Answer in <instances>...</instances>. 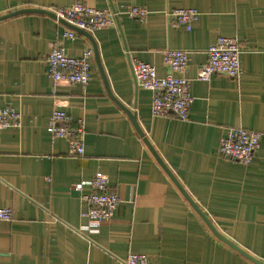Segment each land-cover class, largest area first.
I'll return each mask as SVG.
<instances>
[{"label":"crops","instance_id":"1","mask_svg":"<svg viewBox=\"0 0 264 264\" xmlns=\"http://www.w3.org/2000/svg\"><path fill=\"white\" fill-rule=\"evenodd\" d=\"M77 1L117 11L144 6L150 15L121 14L115 26L91 33L115 99L95 53L87 86L61 82L52 94L47 57L53 44L80 56L93 48L85 33L45 13L0 20V106L23 114L22 127L0 130V206L14 214L0 220V264H122L131 252L148 254L153 264H258L215 235L121 104L137 115L158 156L217 230L264 262V0H0V16ZM175 8L200 12L192 30L169 26L166 12ZM66 30L76 37H63ZM219 36L241 41L242 73L197 80ZM166 48L191 52L188 120L153 116V94L133 71L137 58L160 76L176 74L163 62ZM56 100L74 120L85 121L82 155H70L68 141L48 131ZM231 127L262 134L249 165L219 153ZM97 172L108 176L120 204L99 229L89 230L82 216L88 206L75 184Z\"/></svg>","mask_w":264,"mask_h":264},{"label":"built area","instance_id":"2","mask_svg":"<svg viewBox=\"0 0 264 264\" xmlns=\"http://www.w3.org/2000/svg\"><path fill=\"white\" fill-rule=\"evenodd\" d=\"M56 21L67 23L93 33L96 30L115 26L121 14L133 19L146 20L150 11L144 6L128 5L123 11L98 9L77 1L70 6L50 10ZM171 27H184L192 30L200 12L195 8H175L166 12ZM76 31L66 30L63 37L75 38ZM190 51L166 48L162 51L163 62L172 72L160 76L153 64L133 59V71L138 85L152 92L151 111L155 117H167L172 114L183 120L189 119L190 106L194 101L191 92V80L185 76L190 59ZM242 46L238 37L219 36L207 49V61L198 74L197 80L209 81L215 74H224L232 78L240 77ZM94 49L86 48L80 56L68 55L57 41L47 57L48 73L53 80L52 94L56 95L57 85L61 82L80 84L85 87L92 78V60ZM57 98V97H56ZM23 114L11 106H0V130L10 127L20 128ZM48 131L54 140L64 138L68 141L69 154L79 156L85 153V121L74 120L56 100L48 123ZM262 134L244 127H231L221 137L219 153L244 165H249L260 147ZM88 187L89 191H84ZM80 198L87 204L82 216L88 219L85 228L97 230L103 222L112 217L120 204L119 196L111 190L109 178L97 172L91 179L75 184ZM13 210L0 206V220L11 221ZM122 264H153L146 253L131 252Z\"/></svg>","mask_w":264,"mask_h":264},{"label":"water","instance_id":"3","mask_svg":"<svg viewBox=\"0 0 264 264\" xmlns=\"http://www.w3.org/2000/svg\"><path fill=\"white\" fill-rule=\"evenodd\" d=\"M26 12H38V13H45V14H49L51 16H53L54 18L56 17L51 11L49 10H45V9H40V8H25V9H21V10H17V11H13L10 12L8 14H5L3 16H0V20L3 19H7L10 17H13L15 15H18L20 13H26ZM63 23L68 24L69 26H71L72 28L85 33L93 42V49H94V53H95V58L98 64V67L100 69V72L103 75V79L105 81L106 84V88L108 90V93L110 94V96L112 98L113 95L111 94V90H110V86L108 84V80L106 78V75L104 73L101 61H100V57H99V53H98V49L97 46L92 38L91 33L89 32H85V30L79 29L69 23H67L64 20H60ZM115 99V98H114ZM120 103V102H119ZM121 106L126 110V112L128 113V115L130 116L135 128L137 129V131L139 132V134L142 136V138L144 139V141L149 145V147L151 148V150L153 151V153L155 154V156L158 158V160L161 162V164L163 165V167L166 169V171L168 172V174L171 176V178L174 180V182L179 186V188L183 191V193L187 196V198L190 200V202L193 204V206L195 207V209L199 212V214L204 218V220L206 221V223L208 224V226L211 228V230L215 233L216 236H218L221 240H223L224 242H226L227 244H229L230 246H232L233 248H235L236 250H238L239 252H241L242 254H244L245 256H247L248 258H250L251 260H253L254 262L258 263V264H264V262L255 259L254 257H252L250 254H248L246 251H244L242 248H240L238 245H236L234 242H232L230 239H228L226 236H224L222 233L219 232V230H217V228L214 226V224L212 223V221L206 216V214L204 212H202L198 206L195 204L194 200L191 198V196L185 192L183 186L181 185V183L179 182V180L175 177V175L171 172V170H169V168L164 164V162L162 161V159L158 156V154L156 153L155 149L152 147V145L150 144L148 138L146 137L143 129L141 128L138 119H137V115L133 112H131V110L129 108H127L126 106L122 105Z\"/></svg>","mask_w":264,"mask_h":264}]
</instances>
